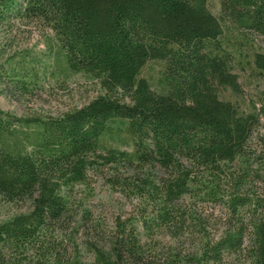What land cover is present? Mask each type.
Wrapping results in <instances>:
<instances>
[{
	"label": "trees",
	"instance_id": "trees-1",
	"mask_svg": "<svg viewBox=\"0 0 264 264\" xmlns=\"http://www.w3.org/2000/svg\"><path fill=\"white\" fill-rule=\"evenodd\" d=\"M218 3L216 16L208 0H0V82L24 92L37 83L40 62L6 50L15 23L34 22L50 32L49 63L99 88L56 116L0 109V199L29 205L0 221V264H85L50 228L92 175L144 203L147 233L182 237L184 198L219 203L226 216L214 238L187 253L168 245L161 260L130 221L109 250L90 244V264H230L239 254L264 264V191L253 188L264 185V140L249 146L264 113V48L254 43L264 42V0ZM150 61L163 67L155 86L141 76ZM240 78L263 83L246 107L222 96L240 98Z\"/></svg>",
	"mask_w": 264,
	"mask_h": 264
},
{
	"label": "rangeland",
	"instance_id": "rangeland-1",
	"mask_svg": "<svg viewBox=\"0 0 264 264\" xmlns=\"http://www.w3.org/2000/svg\"><path fill=\"white\" fill-rule=\"evenodd\" d=\"M208 7L214 15H219L218 0H208ZM11 35L12 39L6 37L10 42L6 50L8 53L29 52L38 63L40 62L38 81L32 89L24 92L4 77L0 82L1 110L25 117L56 116L85 104L99 93L98 86L89 78L80 74L65 76L55 64L49 63L45 39L50 32L41 25L34 22H16ZM254 43L259 48H264V42L258 37L254 38ZM162 68V63L150 61L143 67L141 76L155 86ZM239 82L240 98L232 96L228 91H223L222 96L246 107V104L258 98L263 83L247 78H240ZM261 139L264 140V113L250 138L251 150L255 151L261 147ZM253 188L256 192L264 191L261 182H255ZM73 192L75 197L71 200L70 211L52 224L50 232L64 240L69 253L78 251L85 264L92 261L90 244L109 250L120 236L119 228L124 225L128 229L130 221L137 239L145 244V249L149 251L146 255L161 260L168 245L176 246L182 253H187L196 250L205 239L214 238L221 231L226 216V209L219 203L184 198L182 203L186 212V232L175 241L162 231L163 229H154L155 231L147 233L137 219L139 208L143 207L144 203L139 199L129 201L124 195L110 188L101 176L92 175L89 187L75 186ZM28 207V202L12 205L0 199V221L15 211H26ZM84 209L87 210L86 214H83ZM227 262L250 264L243 254L227 256L225 263ZM6 264L14 263L8 258Z\"/></svg>",
	"mask_w": 264,
	"mask_h": 264
}]
</instances>
